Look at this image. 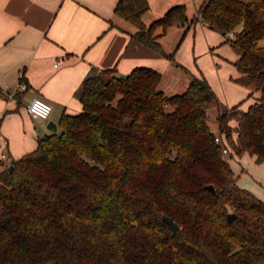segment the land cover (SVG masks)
I'll return each mask as SVG.
<instances>
[{"label": "trees", "instance_id": "obj_1", "mask_svg": "<svg viewBox=\"0 0 264 264\" xmlns=\"http://www.w3.org/2000/svg\"><path fill=\"white\" fill-rule=\"evenodd\" d=\"M148 9L119 0L115 13L174 62L193 23H208L238 54L235 80L259 95L217 113L218 143L209 116L219 99L205 77L191 73L185 91L168 94L149 66L89 74L82 111L2 163L0 264H264V200L237 183L222 149L264 161V0H203L193 16L179 3L146 23ZM173 25L184 28L166 51Z\"/></svg>", "mask_w": 264, "mask_h": 264}, {"label": "crops", "instance_id": "obj_2", "mask_svg": "<svg viewBox=\"0 0 264 264\" xmlns=\"http://www.w3.org/2000/svg\"><path fill=\"white\" fill-rule=\"evenodd\" d=\"M118 1L0 0V168L3 162L8 163L34 150L39 137L54 131L48 128L50 121H55L57 130H60L59 121L64 113L77 114L82 111L80 87L83 80L93 72L115 68L119 74H128L137 66H149L162 72L163 81L169 70L181 68L185 72L187 85L191 73H198L196 68L192 69L190 62L182 59L180 46L174 62L132 37L131 32L136 29L135 26L115 13ZM148 1L149 9L144 15L146 23L162 16L171 6L179 3H185L188 15L193 16L203 2ZM191 6H194L195 11L190 10ZM191 29L198 30V35L203 31L207 40L204 46L208 45V48L218 50L215 47L219 41L228 42L222 33L220 37L213 35V28L204 21L193 23L186 35ZM197 41L198 38L195 39V51H203L204 48L198 49ZM216 50L212 53H217ZM216 55L214 64L219 68L220 80L232 84L229 77L237 82L235 79L241 73L234 61L238 54L234 51L230 58L223 57L227 60L223 69L220 54ZM227 65H231L229 70L225 69ZM21 72L22 81L27 85L24 90L17 87ZM240 88L245 93V89ZM161 89L166 92L165 85ZM252 95L256 98L259 92L252 91ZM35 97L51 103L52 111L48 118L33 117L28 112L27 104ZM241 97L230 99V95L226 94L229 106L239 104L242 108ZM231 124L235 126L237 122L233 120ZM3 153L9 159L2 158ZM231 153L230 149L228 155ZM235 157L240 159L241 165L245 160L248 161L247 171L238 174L240 180L237 183L264 200V161L258 163L255 155L249 152L232 156ZM230 165L235 172L236 163Z\"/></svg>", "mask_w": 264, "mask_h": 264}, {"label": "rangeland", "instance_id": "obj_3", "mask_svg": "<svg viewBox=\"0 0 264 264\" xmlns=\"http://www.w3.org/2000/svg\"><path fill=\"white\" fill-rule=\"evenodd\" d=\"M190 10L195 11L194 6H191ZM183 28L184 27L182 26L180 27L177 25H173L172 27L168 29L167 33L160 38L166 51H171L173 49L174 45L178 42L181 36ZM197 31L198 30L191 29L188 32V34L185 35L180 45V51H181L182 59L185 60V62H190L191 65H193L192 69L196 68V70L198 71V73L195 72L196 73L195 75L200 76V77H205L210 82V84L213 86V89L215 90L218 96V99H219L218 104H215L211 108L210 116H209V124L211 125L212 129L216 132L218 130V122L216 119L217 113L219 111H223L226 108L233 106V105L232 106L228 105L226 94L228 93V95H230V99H232L233 97L235 98L237 96L240 98L242 96L243 97V98L241 97L242 98L241 104L243 105L242 109H247L249 105L253 103L254 100H256V98H254L252 95V91H255L254 90L255 88L253 86L241 85L231 80L229 77L228 79L232 84H225L223 80H220V74H219L220 72H219V68L214 64L215 63L214 56H218L216 55L217 53L221 55V56L219 55V57L222 59L221 62H222V69H223L224 63H227V60H225V58L223 57L230 58L232 54L234 55V51L229 42L221 43L219 41L220 43L218 42L215 47V48H218V50L208 48L209 47L208 45L204 46L205 45L204 41H207L206 37L205 35H203L202 33L203 31L200 32L199 35L197 34ZM211 31L213 35H215L216 37H220L222 35L221 32L216 29L214 30L211 29ZM196 38H198V41L196 44L198 45V49L201 50L204 48L203 51H195V48H196L195 39ZM263 43H264V40H263ZM219 48L221 49L219 50ZM213 50H216L217 53H212ZM230 67L231 65H227L225 69L229 70ZM164 85L166 86V92L168 94L181 93L185 91L188 85H187V79H186L184 70L181 68L169 70L165 74L163 81L160 83V88ZM240 87H242V89H245V93H242V90ZM228 158H229L230 163L232 164L236 163L235 168H234L235 174H236L237 180H240L238 179V176H239L238 174H241V172L247 171L248 161L245 160V163L241 165L240 159L236 157L232 158L231 155H229ZM238 165L240 166V168L238 167ZM243 167L245 169H243ZM255 177H253L252 179H255ZM240 182H245V181L241 180Z\"/></svg>", "mask_w": 264, "mask_h": 264}, {"label": "built area", "instance_id": "obj_4", "mask_svg": "<svg viewBox=\"0 0 264 264\" xmlns=\"http://www.w3.org/2000/svg\"><path fill=\"white\" fill-rule=\"evenodd\" d=\"M233 35H234L233 31L227 34V36L230 37ZM56 64H58V62ZM20 76H21V80L18 81L17 87L24 90L27 88V85L25 82L22 81V76H23L22 72L20 73ZM27 110L30 113V115L33 117L48 118L52 111V105L50 102H48L43 98L35 97L27 104ZM215 140L218 143H223L222 137L218 131L216 132ZM222 149H223V153L227 155L229 152V148L224 145ZM2 158L9 159V157L5 153L2 154Z\"/></svg>", "mask_w": 264, "mask_h": 264}, {"label": "water", "instance_id": "obj_5", "mask_svg": "<svg viewBox=\"0 0 264 264\" xmlns=\"http://www.w3.org/2000/svg\"><path fill=\"white\" fill-rule=\"evenodd\" d=\"M48 128L49 129H53L54 131H57V128H58L57 123L55 121H50L49 124H48ZM9 168H10V170H12L13 169V165L11 164L9 166ZM207 187L212 189V190L215 189L213 184H209V185H207ZM163 217H164V219L166 220V222L169 224V226L171 227V229L174 232H176V231H178L180 229V225L172 217H170V216H168L166 214H164ZM235 217H236L235 213H229L228 214V219L230 221L233 220Z\"/></svg>", "mask_w": 264, "mask_h": 264}]
</instances>
